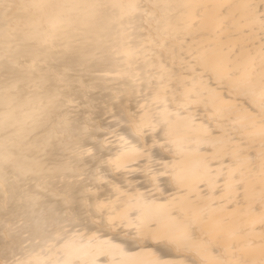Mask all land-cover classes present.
I'll list each match as a JSON object with an SVG mask.
<instances>
[{
	"label": "bare ground",
	"instance_id": "obj_1",
	"mask_svg": "<svg viewBox=\"0 0 264 264\" xmlns=\"http://www.w3.org/2000/svg\"><path fill=\"white\" fill-rule=\"evenodd\" d=\"M192 77L215 89L201 120L231 130L210 171L177 184L146 158L118 172L107 121L123 114L143 143L137 91L175 108ZM261 89L264 0H0V264H56L85 226L156 239L142 256L166 264H264Z\"/></svg>",
	"mask_w": 264,
	"mask_h": 264
},
{
	"label": "snow or ice",
	"instance_id": "obj_2",
	"mask_svg": "<svg viewBox=\"0 0 264 264\" xmlns=\"http://www.w3.org/2000/svg\"><path fill=\"white\" fill-rule=\"evenodd\" d=\"M163 79V77H161ZM244 86L251 88L250 81H244ZM215 89L204 86L202 81H197L195 77L189 79L184 86V101L178 103L173 108L167 97L161 101L158 92L153 93L137 91V100L134 105L129 106V111L137 115L143 126L151 129L149 135L145 136L144 142L140 143L139 137L134 133L126 131L127 124L125 117L121 114L108 120L109 126H118L119 139L125 144L107 145L112 151L117 153L115 157V168L118 172L129 171L130 165L139 163L143 159H155L157 163L165 165L171 164L174 169L177 184H183L197 172L211 169L206 163L209 153L206 149L223 143L224 138H230L231 130L225 124H217L215 127L205 123L200 118L201 107L209 108L215 100ZM259 97L264 101V89H261ZM264 107V105H262ZM229 123H233L229 121ZM200 133V134H197ZM107 133H102L106 136ZM162 137H167L162 142ZM166 143L171 155L166 157L155 156L156 149ZM167 172L161 173L160 178H166ZM138 185L143 183L136 174ZM218 179V177H217ZM203 179L197 185L198 190L203 192ZM160 191H164L160 188ZM183 191V189H181ZM215 188L212 189L214 194ZM143 195H138L134 202L130 204L127 219L131 221L135 211L145 204ZM139 219V217H135ZM129 228L136 227L129 223ZM90 238L87 240L73 241L65 246L63 258L58 259L56 264H166L170 259L164 253L153 258H144L143 252L151 251L149 244H158L159 241L153 239L145 243L142 248L134 239L128 235L114 236L108 233H96L95 229L84 228ZM94 235V238H91Z\"/></svg>",
	"mask_w": 264,
	"mask_h": 264
}]
</instances>
